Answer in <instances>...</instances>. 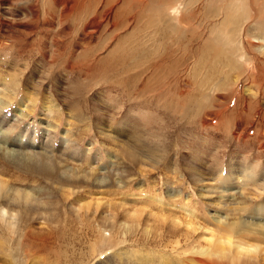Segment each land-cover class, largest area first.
I'll return each mask as SVG.
<instances>
[{"label":"rangeland","instance_id":"obj_1","mask_svg":"<svg viewBox=\"0 0 264 264\" xmlns=\"http://www.w3.org/2000/svg\"><path fill=\"white\" fill-rule=\"evenodd\" d=\"M9 1L0 0L9 8L1 20L11 21L0 25V82L9 78L16 93L9 107L0 93V110L9 108L10 142L36 134L32 149L0 144V264H264V124L249 126L264 89L244 101L251 72L241 75L234 64L243 58L227 53L244 35L264 50V0H252L257 20L228 13L227 0H180L188 23L147 9L133 32L52 30L54 46L42 25L23 33L16 25L33 21ZM50 93L59 113L42 112ZM33 95L34 107L21 105ZM245 173L240 190L233 178ZM236 243L252 251L236 252Z\"/></svg>","mask_w":264,"mask_h":264},{"label":"bare ground","instance_id":"obj_2","mask_svg":"<svg viewBox=\"0 0 264 264\" xmlns=\"http://www.w3.org/2000/svg\"><path fill=\"white\" fill-rule=\"evenodd\" d=\"M11 1V0H10ZM9 1V2H10ZM17 8L19 9V12L17 14V16L25 19V18H29L28 20L33 21L32 26H30V24H17V27H23L22 32H26L25 34H27V36H29L28 32H30V35L33 34V32L35 31V29L39 28L41 25L43 27H45L48 32L46 33V38L50 41L51 46L56 45L57 43H59V40L56 39L55 37H53L50 34V31L52 30H63V31H72L74 32V35H78V37L80 38L81 36H84L85 38L90 37L91 34L88 32L89 30H93V31H99L102 29V27L104 26H108L110 25V27L112 28H116L118 25H123V27L125 28L126 32H133V30H137V24L138 22H140V17H142L145 14V11L148 9L149 13L154 16L155 18H165L166 22H170V23H174V22H178V23H188L186 18H185V11H186V3L184 5L183 2H180V0H172V1H168L166 2V0H26V1H22V0H17ZM225 1V0H224ZM257 1V0H256ZM208 2V1H207ZM14 3V2H13ZM6 4V3H4ZM193 4V3H192ZM224 4V3H223ZM226 4V11L228 13H232L234 16L237 15L239 13V15H241L244 19L245 17L243 16L244 14L251 19V20H257L260 19V12L257 9H254V3H252V0H227ZM0 5H2L0 3ZM183 7H182V6ZM206 5V3H205ZM10 6V5H9ZM208 6V5H206ZM260 8V7H259ZM48 9V10H47ZM262 9V8H261ZM1 10L4 11H8L9 8L5 7V9H1L0 8V25L1 26H6L9 25L11 23L10 20H7L6 22H3L1 20V14L4 13ZM172 10V11H171ZM200 10V9H199ZM207 10V9H206ZM222 10V9H221ZM260 10V9H259ZM192 11V10H191ZM196 11V10H195ZM216 11V10H215ZM262 11V10H260ZM200 12V11H199ZM192 13V12H191ZM198 13V12H197ZM203 13V12H202ZM196 14V13H195ZM225 14V13H224ZM48 15L47 18H45L43 20L42 16ZM204 15V14H203ZM201 15V16H203ZM222 15V14H221ZM238 15V16H239ZM3 16H6V14H4ZM146 16V15H145ZM194 16V15H192ZM207 16V15H206ZM195 17V16H194ZM229 17V16H228ZM20 19V20H23ZM194 19V18H193ZM192 19V20H193ZM231 19V18H230ZM241 19V18H238ZM19 20V21H20ZM85 20V21H84ZM145 20V19H144ZM196 20V18H195ZM149 21V20H148ZM189 21V20H188ZM197 21V20H196ZM206 21V20H205ZM230 21V20H228ZM145 22V21H143ZM203 22V21H202ZM200 22V23H202ZM251 22V21H249ZM141 23V22H140ZM148 23V22H147ZM245 24V22H243ZM253 23V22H252ZM146 24V23H144ZM143 24V25H144ZM159 24V23H158ZM198 24V22H197ZM196 24V25H197ZM251 24V23H249ZM139 25V24H138ZM142 25V27H143ZM238 25V24H237ZM253 25V24H252ZM159 26V25H157ZM156 26V27H157ZM189 27V26H188ZM216 27V26H215ZM228 27V26H227ZM239 27V26H238ZM242 27V26H241ZM239 27V29L241 28ZM120 28V27H119ZM187 28V27H184ZM193 28V27H192ZM224 28V27H223ZM226 28V27H225ZM142 30V28H140ZM145 29V27H144ZM161 29V28H160ZM176 29V28H175ZM213 29V28H212ZM260 29V28H259ZM2 30V29H1ZM5 30V28H4ZM3 30V31H4ZM12 30V29H11ZM10 30V31H11ZM132 30V31H130ZM169 30V29H168ZM217 29L213 30L216 31ZM223 30V29H222ZM9 31V30H7ZM21 31V29H20ZM37 31V30H36ZM146 31V30H145ZM150 31V30H149ZM172 31V30H170ZM169 31V32H170ZM184 31V30H183ZM196 31V30H194ZM198 31V30H197ZM196 31V32H197ZM224 31V30H223ZM243 31V30H242ZM21 32V33H22ZM141 32V31H140ZM175 32L177 33V31L175 30ZM179 32V31H178ZM226 32V31H225ZM2 33V32H1ZM98 33V32H97ZM142 33V32H141ZM146 33V32H145ZM186 33V32H185ZM237 33V31H236ZM239 33V32H238ZM10 34V33H9ZM43 34V32H42ZM126 34V33H125ZM140 34V33H139ZM143 34V33H142ZM147 34V33H146ZM192 34V33H191ZM224 34V33H221ZM220 34V35H221ZM246 34V33H245ZM23 35V34H22ZM59 35V34H58ZM128 35V34H127ZM213 35V34H212ZM226 35V34H224ZM5 36V35H4ZM198 36V34H197ZM211 36V35H210ZM229 36V35H228ZM226 36V37H228ZM261 36V35H260ZM60 37V36H59ZM68 37V36H67ZM94 37V35H93ZM127 38V36H124L123 38ZM132 37V36H129ZM147 37V36H146ZM225 37V36H224ZM223 37V38H224ZM231 36H229L230 38ZM11 38V37H10ZM62 38V37H61ZM122 38V39H123ZM151 38V37H150ZM198 38V37H196ZM205 38V37H204ZM218 38V36H217ZM228 38V39H229ZM263 38V37H261ZM149 40V38H146ZM227 39V38H226ZM224 39L225 41H228ZM23 40V39H22ZM124 40V39H123ZM122 40V41H123ZM130 40V39H128ZM132 40V39H131ZM130 40V41H131ZM214 40V39H213ZM221 40V41H224ZM235 40V39H234ZM239 42V46L240 48H236V52H228L227 53L230 56L231 59H235V58H243L244 63L242 64H237L236 60H235V67L238 71L241 72V75H245L247 72H251L247 77V81L250 79H252V81H250V86H245V90L244 93L246 96L243 95V100L246 101L247 99H249L250 97L252 100L256 99L254 97L257 96L258 92L262 89H264V68H263V63L260 64L258 63V61L255 60L252 48H255L253 50L256 51V53H259L260 55H263L262 53L264 52V50H262L261 46H256V44H258V41L251 39L247 36H240V39H237ZM7 41V40H6ZM14 41V40H13ZM20 41V40H19ZM18 41V42H19ZM61 41V40H60ZM104 41V40H103ZM117 41V40H116ZM240 41H242L243 46L240 44ZM15 42V41H14ZM118 42V41H117ZM101 43V42H100ZM104 43V42H103ZM102 43V44H103ZM107 43L108 40H107ZM119 43V42H118ZM117 43V44H118ZM131 43V42H130ZM215 43V42H213ZM228 43V42H227ZM91 44V41L88 39V41L83 42V45H80L82 48L89 47V45ZM116 44V45H117ZM206 44V43H205ZM217 44V43H216ZM232 44V43H231ZM230 43H228L226 45V48H228L230 45ZM237 44V43H236ZM114 44V46H116ZM143 45V44H142ZM199 45V44H198ZM219 45V43H218ZM114 46H111V48L113 47V50L117 47L114 48ZM121 46V45H119ZM206 45H200V48H204ZM211 46V45H209ZM214 46H216L214 44ZM220 46V45H219ZM77 47V46H76ZM140 47V45H139ZM142 47V46H141ZM120 48V47H119ZM123 48V46L121 47ZM217 48V47H215ZM225 48V47H224ZM264 48V47H263ZM125 49V48H124ZM123 49V50H124ZM218 49V48H217ZM106 50V49H105ZM120 50V49H119ZM129 51H131V48L128 49ZM220 50V48L218 49ZM223 50V48H222ZM103 52V51H102ZM101 52V53H102ZM120 52H122L120 50ZM125 53V52H124ZM130 53V52H129ZM132 53V52H131ZM219 54V53H218ZM222 54V53H220ZM227 54V55H228ZM105 55V54H104ZM112 55V54H111ZM116 55V54H115ZM118 55V53H117ZM120 55V54H119ZM127 55V54H125ZM131 55V54H130ZM124 56V55H123ZM118 57V56H117ZM128 57V56H127ZM126 57V58H127ZM223 57V56H222ZM262 57V56H261ZM123 58V57H122ZM138 58V57H137ZM2 59V58H1ZM105 60V59H104ZM120 61V59H119ZM231 61V60H230ZM234 61V60H233ZM0 62H3V60H0ZM231 67V65H230ZM227 68V67H226ZM233 68V66H232ZM230 69V68H228ZM234 69V68H233ZM232 70V69H230ZM228 71V70H227ZM237 71V72H238ZM229 72V71H228ZM235 74V72H234ZM233 74V75H234ZM232 75V73H231ZM240 75V74H239ZM240 75V76H241ZM163 76V75H162ZM239 76V77H240ZM11 77V76H10ZM13 77V76H12ZM237 78V77H236ZM173 79V78H171ZM245 79V81H246ZM65 78L63 77L61 80H59V82L65 83L64 82ZM242 80V79H241ZM1 81V80H0ZM3 82H0V93H3V98L6 101L5 105H7V107L10 106V101L12 100V98L15 97V93L16 90H14V86L11 85L9 78L7 80H2ZM8 81V82H7ZM226 81V80H225ZM234 81V80H233ZM238 82V80H237ZM239 84V83H237ZM244 84V83H242ZM246 84V83H245ZM59 85V84H58ZM227 85V84H226ZM236 85V84H235ZM223 86H225L223 84ZM216 87V86H215ZM242 88V87H241ZM224 90V88H223ZM226 90V89H225ZM221 91V90H220ZM238 93V92H237ZM262 93V91H261ZM54 95V94H53ZM51 93L48 94L46 97H44L41 100V104H42V112H46L48 114H56L55 112L59 113V105L55 99V96H53ZM263 95V94H262ZM35 95H33V97H27L26 100L21 104L22 106H24L23 104L28 102L29 105H32V107H34L38 101V97H34ZM239 96V95H238ZM239 98V97H237ZM247 98V99H246ZM260 98V96H259ZM40 99V97H39ZM262 100V99H261ZM260 100V101H261ZM240 101V100H239ZM264 101V98H263ZM244 103V102H243ZM246 103V102H245ZM252 105V104H250ZM264 105V104H263ZM243 108L245 110H249L250 111V106L242 104ZM5 108V107H4ZM241 108V109H243ZM239 109V108H238ZM243 109V110H244ZM242 110V112H243ZM238 112V111H237ZM241 112V111H240ZM241 112V113H242ZM245 113V112H244ZM249 115L251 117V114L245 113V114H241L242 116L244 115ZM254 113L252 115V118L249 122V126H254V118H257V122L256 124L258 125H262L264 124V110L259 106L258 109L256 110V117H254ZM8 117H10V113H9V108L4 111V110H0V144H2L3 146L9 147V148H15L17 147V145H19L20 149L23 148H28V149H32L34 147L35 144V134L36 132H34V137L31 140L30 143H28L27 145H21L18 143H13L10 142V139H12V135L10 131H6L5 126H7L9 124L8 122ZM245 117V116H244ZM55 117H52V119H54ZM236 118V117H235ZM238 119V118H237ZM248 119V118H247ZM55 120V119H54ZM56 121V120H55ZM204 122H207L208 120H206V118L203 120ZM231 121V119H230ZM234 121H236L234 119ZM245 121V119H244ZM222 122V121H221ZM47 123V122H46ZM234 123V122H233ZM222 124V123H221ZM236 125L240 126L241 122L237 121ZM15 126V125H14ZM10 128H13L10 127ZM245 131L247 130V127L244 129ZM31 131V130H30ZM29 131V132H30ZM35 131V130H34ZM28 132V131H27ZM27 132H23L20 136V141H22L23 139L26 138V134ZM101 132V131H100ZM21 133V132H20ZM19 133V134H20ZM108 134V133H107ZM106 133H101V135H106ZM31 136V135H30ZM109 136V134H108ZM44 137V136H42ZM258 138H264V135H258ZM113 139V138H111ZM115 139V137H114ZM44 142L45 145H49L47 146V149L51 150L54 142L51 141L50 135L47 134L46 137L44 138ZM44 145V146H45ZM70 144H66L65 147L62 148V151L67 152L69 149ZM14 151V150H13ZM15 150L14 152L16 153ZM31 151V150H30ZM22 153H24L23 151H21ZM26 154V153H25ZM15 155V154H14ZM37 155V154H36ZM27 157H35V153H29L28 155H24ZM38 157V156H37ZM20 158V157H19ZM31 162V161H30ZM233 164V163H232ZM240 164V163H239ZM238 164V165H239ZM237 165V163L235 164ZM240 166V165H239ZM239 168V167H238ZM250 169V168H249ZM252 169V168H251ZM230 172V171H229ZM236 172V171H235ZM259 172V171H258ZM242 174V173H241ZM251 174V173H250ZM219 175V174H218ZM199 176V175H198ZM233 177V176H232ZM250 175L248 174H243L241 176H235V178H233L234 180H236L233 184L235 185H239L240 186V190H243L245 188L246 183L245 182H249L250 179ZM203 178V177H202ZM201 178V179H202ZM205 178V177H204ZM207 178V177H206ZM224 178V177H223ZM200 180V179H199ZM207 180V179H206ZM233 180V181H234ZM252 181H254V179H251ZM215 181V180H214ZM217 181V180H216ZM256 181V180H255ZM262 181V180H261ZM218 182V181H217ZM216 183V182H215ZM218 184V183H217ZM253 184V183H252ZM257 184V183H256ZM259 184V183H258ZM209 185V184H208ZM260 185V184H259ZM264 185V184H263ZM249 186V185H248ZM255 186V184H254ZM242 193V192H241ZM257 195V194H255ZM262 197V195H261ZM81 209H84L83 206H80L79 209H76V212H79ZM88 209V208H86ZM11 212H9V210H2V216L4 215H8ZM1 214V213H0ZM9 217V216H8ZM256 222V220H255ZM243 225V224H241ZM235 226V224H234ZM239 225H237L238 227ZM258 226V224H257ZM237 227L234 229H237ZM256 227V226H255ZM240 228V227H239ZM238 228V229H239ZM242 228V227H241ZM233 229V230H234ZM258 229H260V227H258ZM228 230V229H227ZM263 230V229H262ZM239 231V230H237ZM228 233H230L229 231H227ZM236 232V231H235ZM256 232V230H255ZM223 243L226 244H233V242L231 240H225ZM235 251H244L245 253H250L252 251V249L250 248H244L242 245L236 243L235 244ZM254 259H256L257 255H258V246L254 247Z\"/></svg>","mask_w":264,"mask_h":264}]
</instances>
